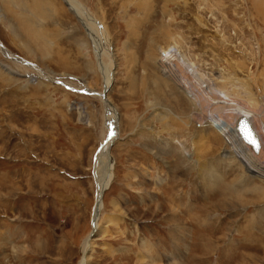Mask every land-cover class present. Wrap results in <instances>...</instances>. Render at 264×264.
<instances>
[{"label":"rangeland","instance_id":"rangeland-1","mask_svg":"<svg viewBox=\"0 0 264 264\" xmlns=\"http://www.w3.org/2000/svg\"><path fill=\"white\" fill-rule=\"evenodd\" d=\"M0 42V264L81 262L117 128L88 264H264V0H0Z\"/></svg>","mask_w":264,"mask_h":264},{"label":"bare ground","instance_id":"bare-ground-1","mask_svg":"<svg viewBox=\"0 0 264 264\" xmlns=\"http://www.w3.org/2000/svg\"><path fill=\"white\" fill-rule=\"evenodd\" d=\"M66 1L67 0H65V2ZM75 13H77L76 16H78V18H79L80 22L82 23V25H84L85 28H88V23L86 22L87 20L85 21L86 16H84L82 11L81 10L78 11L76 9ZM89 36H90L91 40L93 41V43L96 46V52H97V57H98L97 61H98L101 73L103 74V78H104L103 82H104V85H105V90H104V93L99 94V97L102 100V102L106 104L108 109L112 113H114L115 111H113L112 104H110L109 98H108V95H107V93H108V91H109V89H110V87L112 85L113 74H112L111 70L108 69L107 66L104 65V63L102 62L103 59L101 60L102 46H103V45H101L102 43H100V41L98 40L96 35L93 34V32L90 33ZM0 49L4 50L8 57L11 55V53H8L5 50L4 45L1 42H0ZM11 58L13 59L14 57L11 55ZM33 68H35V67H33ZM36 70L40 72L39 69H36ZM42 76H44V75H42ZM47 80H50V79L47 78ZM109 121H110V127L113 126V130L116 129L118 124H117L116 117L113 114L111 115ZM118 135H119V130L117 128L115 130V132L113 133V138L111 137L110 139H108L107 142H105V144L100 149L98 155L96 156L97 158H96V161H95V172H94V175H95V182H96V186H97V194H96L95 207H94L93 213H92V221H93L92 230L94 228L95 232L102 231L104 233L105 231H107L106 228L109 225H112V224L115 225L116 223L119 222L117 217H115L113 215H106L105 218H103V223H105L106 225L102 226L103 229L101 228V225H100V221H101V204H102V201H103L105 190L108 188V186L110 184L111 176H112V173H113V171H112L113 162H112V159L110 157L111 147L108 150V146H109V143H110V141L112 139H114V142L117 140ZM260 143H261L260 151H262L263 144H262V142H260ZM251 164L254 165L253 163H251ZM94 235L91 238H89V236H88L85 239V241H84V243L82 245V248H81L82 258H81V262L79 264H88L89 263V260L91 259V252L93 250V241L94 240H92V239L94 238ZM103 248L104 249H109L110 247L105 245Z\"/></svg>","mask_w":264,"mask_h":264},{"label":"water","instance_id":"water-1","mask_svg":"<svg viewBox=\"0 0 264 264\" xmlns=\"http://www.w3.org/2000/svg\"><path fill=\"white\" fill-rule=\"evenodd\" d=\"M234 127L236 131L239 133V135L242 137V139L252 149V151H254V153H259L261 149L260 139L249 118L245 116L243 113L239 114L235 120ZM109 137L113 138L112 132L109 133ZM113 143H114V139L110 141L108 150ZM94 234H95V229L93 228L92 232L89 235V238H91Z\"/></svg>","mask_w":264,"mask_h":264},{"label":"crops","instance_id":"crops-1","mask_svg":"<svg viewBox=\"0 0 264 264\" xmlns=\"http://www.w3.org/2000/svg\"><path fill=\"white\" fill-rule=\"evenodd\" d=\"M23 29V28H22ZM23 31L25 32L24 34H25V38L27 37V36H29V34L27 33V31L25 30V28L23 29ZM27 35V36H26ZM30 37V36H29ZM23 41H26V40H24L23 39ZM28 41V40H27ZM30 41H33L32 39L30 40ZM39 42H41V45L42 46H44V45H46V42H45V40L44 39H41V40H38ZM7 45V44H6ZM16 55H18V54H16ZM19 57H22L23 58V56H21V55H18Z\"/></svg>","mask_w":264,"mask_h":264}]
</instances>
